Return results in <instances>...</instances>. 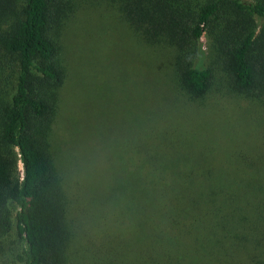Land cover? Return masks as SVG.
<instances>
[{"label":"trees","instance_id":"trees-1","mask_svg":"<svg viewBox=\"0 0 264 264\" xmlns=\"http://www.w3.org/2000/svg\"><path fill=\"white\" fill-rule=\"evenodd\" d=\"M82 1L0 0V264H81L69 257L74 234L68 196L52 156V88L64 73L51 31L70 4ZM85 1L113 2L146 43L173 45L181 60L195 51L182 45L186 37L197 41L228 4L237 17L226 26L232 29L230 45L217 48L221 67L235 91L264 97V0H192L190 12L184 10L190 0ZM184 62L176 63L179 88L203 96L211 69L200 59ZM141 161L151 169L133 167L114 184L130 193L123 201L137 215L130 235L143 252L135 264H264V238L253 233L245 212L246 188L255 185L239 173L228 183L208 169L166 171L173 166L155 155Z\"/></svg>","mask_w":264,"mask_h":264},{"label":"rangeland","instance_id":"rangeland-1","mask_svg":"<svg viewBox=\"0 0 264 264\" xmlns=\"http://www.w3.org/2000/svg\"><path fill=\"white\" fill-rule=\"evenodd\" d=\"M194 5L190 0L184 10ZM70 7L51 31L64 73L52 88L51 145L68 196L71 261L135 264L143 252L130 235L137 215L123 201L130 193L114 184L133 167L149 171L151 165L141 164L148 155L173 166L166 171L208 169L228 183L239 173L255 185L246 188L245 212L253 233L264 238V97L235 91L221 67L217 48L230 45L226 26L237 17L229 5L220 7L197 41L186 37L182 45L195 51L184 60L173 45L146 43L113 2L84 0ZM199 59L211 69V80L206 93L194 98L179 88L176 63Z\"/></svg>","mask_w":264,"mask_h":264}]
</instances>
